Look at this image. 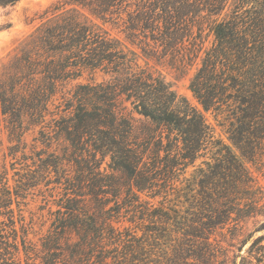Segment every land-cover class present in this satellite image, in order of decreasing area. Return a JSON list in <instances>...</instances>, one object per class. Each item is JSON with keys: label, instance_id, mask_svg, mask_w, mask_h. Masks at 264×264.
I'll list each match as a JSON object with an SVG mask.
<instances>
[{"label": "trees", "instance_id": "1", "mask_svg": "<svg viewBox=\"0 0 264 264\" xmlns=\"http://www.w3.org/2000/svg\"><path fill=\"white\" fill-rule=\"evenodd\" d=\"M18 1L0 0V6ZM130 1L64 0L19 44L0 74V116L10 142H21L38 128L34 140L56 144L38 165L54 170V183L63 191V211H57L40 248L21 226L25 264H128L127 255L129 262L137 260L153 236L145 230L146 240L130 233L122 239L113 226L121 210L130 222L148 220L153 226L199 221L215 228L264 217V186L245 166L254 161L261 138L253 129L264 122V2L258 11L239 13L244 6L235 0L232 16L219 19L229 0ZM83 10L103 22L122 21L127 39L153 42L179 70L202 50L201 41L196 44L200 21L215 16L209 22L213 43L203 51L189 89L205 112H231L225 131L231 146L215 138L199 110L162 76L140 69L136 54ZM98 73L108 79L97 82ZM123 102L143 118L140 127L118 111ZM28 172L19 177L20 186L38 184L37 173ZM2 192L0 208L11 196L8 187ZM141 196L163 199L154 207ZM259 224L249 238L264 231V221ZM11 231L13 242L0 222V264H21L17 232ZM201 234L187 235L205 240L192 246L199 258L195 264H203L210 246ZM263 240L264 234L251 245L257 264L264 263Z\"/></svg>", "mask_w": 264, "mask_h": 264}, {"label": "rangeland", "instance_id": "2", "mask_svg": "<svg viewBox=\"0 0 264 264\" xmlns=\"http://www.w3.org/2000/svg\"><path fill=\"white\" fill-rule=\"evenodd\" d=\"M140 1L131 0L130 2L132 4H138ZM203 2L204 0H201L202 4ZM234 2L235 0L228 1L219 19L225 14L227 17L232 16L233 12L237 10ZM241 2L244 7L239 9V13H242L246 9H255V11H258L259 6H261L264 0H242ZM63 3L64 0H19L13 6H0V74L9 57L19 44L41 24L44 17L48 16L55 6L62 5ZM201 7L202 5H198L194 9L197 11ZM82 12L101 26L111 38L119 40L127 49L133 51L137 56L136 64L140 69H146L154 73V75L162 76L170 84L172 91L178 96L185 98L193 107L202 113L206 123L213 129L215 138L221 139L225 144L231 146L225 133L228 122L231 119V116H227V114L231 112H205L189 89L190 81L200 67V60L204 55L203 51L209 49L213 43V36L209 33V22L215 19V16L205 17L204 20L200 21L203 25L201 39L196 41V44H199V41H201L202 50L194 62L188 63L184 69L179 70L170 64L169 57L162 55L161 48L156 49L154 47L153 42H139L140 37L138 36L130 40L127 39L126 33L122 31V21L103 22L91 16L87 10H83ZM196 30L197 26H194L193 36H196ZM145 42H149L147 47L144 46ZM184 44L186 45L187 43ZM87 78L88 76L85 74L80 81L85 82ZM107 79L108 76H104L101 73L95 75L97 82ZM117 109L123 115L132 118L136 127H140V122L143 118L132 111V107L128 102L118 104ZM225 109L224 107L223 110ZM37 131L38 128L35 131L31 130L25 133L21 142H10L6 124L3 117L0 116V196L3 193L2 190L4 187H8L11 193L9 204L0 208V222L1 228H3L9 242H13L11 230L13 228L16 230V242L19 246V259L21 264H25L21 246L24 228L21 231V226L23 225L25 230H27V240L31 241L33 245L35 244L38 249L41 244L40 239L46 236L48 230H50L51 223L56 217L57 211H63L61 206H59L63 191L60 186L54 183L56 181L54 170L52 168L41 169L38 165V160L46 159V155L55 149L56 144L46 145L41 141L34 140V138L38 139ZM253 133L258 136L261 135V138L257 142L258 146L255 151L254 161H245V166L253 173V176L257 178L259 184L263 187V121L253 129ZM232 149L236 154L238 153L233 147ZM201 153H206V156L210 157V153L207 151H202ZM201 160L199 158L196 164H199ZM104 166L105 164H103ZM28 171L37 173L35 176H37L39 181L34 182L38 184L31 187L20 186L17 182L19 177L29 173ZM191 171L192 168L187 169L186 176ZM5 183H7L6 186H4ZM141 199L150 201L154 204V207H158V203L162 202L163 198L157 197L151 200L145 196H141ZM170 199H173V196L167 197V200ZM164 205L167 206L170 204L167 202ZM124 215L123 210H121V213L113 220L114 228L122 233V237L124 236L122 239L128 240L130 233V235L135 234L140 240L141 238L142 240H146L143 236L145 230L151 231L148 233L154 237L143 243L146 251L143 256H135L137 260L130 259L129 262L130 256L127 255L128 264H195L197 262L196 259L199 258L195 256L196 252L192 251L194 250L192 246H197L198 243L205 242V240L200 239V237L187 235L202 236L201 232L203 231L206 233L204 238L209 237L208 242L210 244L208 251H206V260L203 264H250V262L251 264H257L251 256V245L258 236L264 234V231L253 233L250 238L248 236L260 225V222L264 221V217H250L238 224L229 222L223 227L216 226L215 228H209L207 223L199 221H178L177 223L168 221L165 225L156 224L153 226L148 220L141 221L134 219L133 222H130V215H126L125 217ZM188 220H190L189 217ZM262 244L264 245V240ZM118 248L120 249L121 246H118ZM115 256L119 255L115 254ZM144 258L146 259L144 260Z\"/></svg>", "mask_w": 264, "mask_h": 264}]
</instances>
